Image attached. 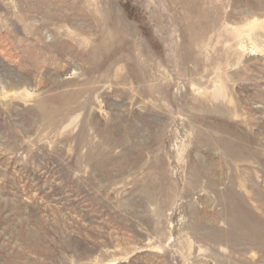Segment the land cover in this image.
Here are the masks:
<instances>
[{
    "label": "rangeland",
    "instance_id": "1",
    "mask_svg": "<svg viewBox=\"0 0 264 264\" xmlns=\"http://www.w3.org/2000/svg\"><path fill=\"white\" fill-rule=\"evenodd\" d=\"M0 264H264V0H0Z\"/></svg>",
    "mask_w": 264,
    "mask_h": 264
}]
</instances>
